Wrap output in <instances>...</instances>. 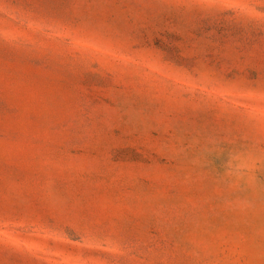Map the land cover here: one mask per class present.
I'll use <instances>...</instances> for the list:
<instances>
[{
	"label": "rangeland",
	"instance_id": "obj_1",
	"mask_svg": "<svg viewBox=\"0 0 264 264\" xmlns=\"http://www.w3.org/2000/svg\"><path fill=\"white\" fill-rule=\"evenodd\" d=\"M0 264H264V0H0Z\"/></svg>",
	"mask_w": 264,
	"mask_h": 264
}]
</instances>
